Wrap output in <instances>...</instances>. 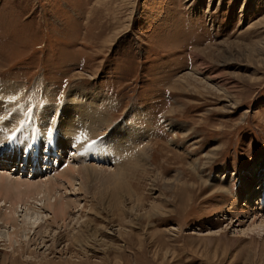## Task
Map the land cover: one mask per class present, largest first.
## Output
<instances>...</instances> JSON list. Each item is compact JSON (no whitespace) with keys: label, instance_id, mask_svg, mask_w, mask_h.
<instances>
[{"label":"rangeland","instance_id":"rangeland-1","mask_svg":"<svg viewBox=\"0 0 264 264\" xmlns=\"http://www.w3.org/2000/svg\"><path fill=\"white\" fill-rule=\"evenodd\" d=\"M1 85L0 264H264V0H0Z\"/></svg>","mask_w":264,"mask_h":264},{"label":"bare ground","instance_id":"bare-ground-1","mask_svg":"<svg viewBox=\"0 0 264 264\" xmlns=\"http://www.w3.org/2000/svg\"><path fill=\"white\" fill-rule=\"evenodd\" d=\"M13 87V86H12ZM11 86H8V85H1L0 86V92H8V91H10V90H12L11 88H12ZM37 87H39V84H37ZM15 88V87H14ZM18 89V88H17ZM38 91V90H37ZM17 92V91H16ZM15 92V93H16ZM3 95H5L4 93H3ZM72 96H73V94H71ZM71 96V97H72ZM76 96V95H75ZM77 96H79V95H77ZM80 96H82V95H80ZM4 97V96H3ZM11 97V96H10ZM5 98V97H4ZM9 98V97H8ZM76 98V97H75ZM78 98V97H77ZM80 98V97H79ZM3 99V98H2ZM4 100V99H3ZM5 100H6V98H5ZM35 100H37V98L35 99ZM84 100V99H83ZM35 102V101H34ZM98 102V101H97ZM10 103V102H9ZM2 104H4V103H2ZM30 104V103H29ZM5 105V104H4ZM89 105V104H88ZM87 106V105H86ZM7 107V106H6ZM29 107H33V106H29ZM28 107V108H29ZM38 107V106H37ZM93 107H95V106H93ZM16 108V107H15ZM28 108H27V110H28ZM52 108V107H51ZM90 108V107H89ZM2 109V108H1ZM5 109V108H4ZM9 110V109H8ZM7 110V111H8ZM36 110H37V108H36ZM51 110V109H50ZM69 110V109H68ZM67 110V111H68ZM81 110H82V108H81ZM80 110V111H81ZM2 111V110H1ZM52 111V110H51ZM79 111V112H80ZM12 112H14V111H11V113ZM64 112V111H63ZM70 112V111H69ZM75 113H76V111H74ZM94 112V111H93ZM100 112V111H99ZM8 113V112H7ZM39 113V112H38ZM37 113V114H38ZM42 114L44 113V112H41ZM92 113V112H91ZM97 113V112H96ZM93 114V113H92ZM15 115V114H14ZM40 115V117L41 116H43V115H41V114H39ZM45 115H47V112H46V114ZM49 115V114H48ZM77 115V114H76ZM91 115V114H90ZM101 115V114H100ZM74 115H72V117H73ZM4 117V116H3ZM87 117H89L88 115H87ZM18 118V117H17ZM75 118V117H74ZM83 118V117H82ZM100 118H102V117H100ZM8 119V118H7ZM11 119V118H10ZM18 120V119H17ZM85 121H87V120H85ZM104 121V120H103ZM102 121V122H103ZM4 122V121H3ZM16 123H17V121H16ZM63 123V122H62ZM88 123V122H87ZM86 123V124H87ZM94 123V122H93ZM96 123V122H95ZM100 123V122H99ZM104 123V122H103ZM4 124V123H3ZM2 126V125H1ZM7 127V126H6ZM11 127V126H10ZM86 127H90V126H88V124H87V126ZM3 128H4V126H3ZM1 129V128H0ZM10 130V128L9 129H6L5 131H6V134H7V132ZM73 130V129H72ZM3 131V130H2ZM11 131H13V130H11ZM65 131V130H64ZM66 131H67V129H66ZM4 132V131H3ZM124 132H125V130H124ZM124 132L122 133V136H123V139H124V145H121V144H118V143H114L112 146H110V148H111V150H109V153L108 154H110V153H112V154H117V153H119L120 151H122V149L121 148H124L125 147V145H126V149H128V147H131V145H133V144H135L136 143V139L140 136V133H139V131L137 130V129H135L134 127H130V128H128L127 130H126V133H125V135H123L124 134ZM9 135H12V134H9ZM66 135V134H65ZM91 135H92V133H91ZM121 135V134H120ZM6 135H4V137H5ZM5 138H7V137H5ZM10 139H12V138H9V140ZM9 140H7V141H9ZM31 140V139H30ZM1 141V140H0ZM18 141H20V140H18ZM115 142H118V141H115ZM20 143H21V141H20ZM22 144H23V142H22ZM21 144V145H22ZM128 144V145H127ZM18 145H19V143H18ZM27 145H28V143H27ZM25 146V145H24ZM30 146V145H29ZM116 147H118V148H116ZM25 148V147H24ZM28 148V147H27ZM116 148V149H115ZM23 149V148H22ZM98 149L100 150H103V151H105L102 147H98ZM144 148H142L141 149V151L143 150ZM25 150H28V149H26L25 148ZM136 150V149H135ZM23 151V150H22ZM127 151V150H126ZM133 151V150H132ZM137 151V150H136ZM130 152V151H129ZM133 153H135V152H133ZM136 155H134V154H131V155H134L133 157H135V158H139L138 160L140 161V154L138 153H135ZM11 155V154H10ZM142 155V154H141ZM129 157V156H128ZM2 158V157H1ZM14 158V157H13ZM16 158V157H15ZM130 158H132V157H130ZM142 159V158H141ZM119 163V162H118ZM117 170V169H116ZM123 170V169H122ZM121 172V171H120ZM125 172V171H124ZM115 174H117V176L120 178L121 176V173H115ZM114 174V175H115ZM122 174H123V171H122ZM126 174V173H125ZM63 175V178H67V176H69L68 175V173L66 174H62ZM86 174H83V176H85ZM114 175H113V177H114ZM124 177V176H123ZM69 178V179H68ZM67 178V180H69V181H71V179H70V176ZM85 178V177H84ZM20 180V179H19ZM73 181V180H72ZM2 183V182H1ZM0 183V188H2V184ZM28 183V182H27ZM45 183V182H44ZM12 184H16L17 186L15 187L14 185V188H15V190H16V188H18V190H19V185H23V184H25L26 185V183H23V182H14V183H12ZM12 184H7V186H8V188H7V186H3V188H5V191H7V193L8 192H10L11 191V189L10 188H12L13 186H12ZM11 185V187L9 188V186ZM28 185H30V184H28ZM27 185V186H28ZM32 185V184H31ZM26 186V187H27ZM49 189L51 188V190L50 191H54L55 190V192H56V186L55 185H50L49 184ZM30 187V186H29ZM39 187H40V185H39ZM48 187V186H47ZM14 188H12V189H14ZM25 188V187H24ZM28 188V187H27ZM43 187L41 186L40 187V190L42 189ZM45 188H46V186H45ZM45 188H43V189H45ZM185 188V187H184ZM10 189V190H9ZM47 189V188H46ZM45 189V190H46ZM48 189V190H49ZM201 190V189H200ZM13 191V190H12ZM25 191V190H24ZM42 191V190H41ZM44 191V190H43ZM122 191V190H121ZM18 192V191H17ZM54 192V193H55ZM37 193V192H36ZM21 194V193H20ZM28 194V193H27ZM26 194V195H27ZM38 194V193H37ZM40 194V193H39ZM43 194V193H42ZM22 195V194H21ZM29 195V194H28ZM49 195V194H48ZM20 197V196H19ZM69 204H75V203H69ZM49 206H51L53 209H54V213H55V215H56V217L54 218L55 220H57V218L58 217H62V218H64V217H66V214H68V211H67V208H68V206L69 205H65V203L64 202H62L61 204H59V202H56L54 205H49ZM65 210H66V214H65ZM59 219V218H58ZM4 220V219H3ZM5 222H12L11 220H13V219H11V218H5ZM54 220V221H55ZM60 220V219H59ZM263 222V221H262ZM261 222V223H262ZM7 224V223H6ZM263 224V223H262Z\"/></svg>","mask_w":264,"mask_h":264},{"label":"snow or ice","instance_id":"snow-or-ice-1","mask_svg":"<svg viewBox=\"0 0 264 264\" xmlns=\"http://www.w3.org/2000/svg\"><path fill=\"white\" fill-rule=\"evenodd\" d=\"M51 132H52V130H51V128L49 127V128L47 129V134H48V135H51ZM96 143H97V141H92L91 144L88 145V148H92Z\"/></svg>","mask_w":264,"mask_h":264}]
</instances>
